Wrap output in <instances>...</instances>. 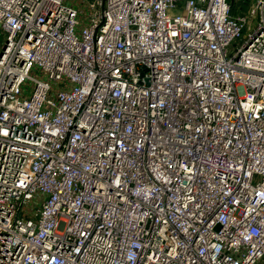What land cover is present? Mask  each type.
<instances>
[{"label": "built area", "instance_id": "2783aa9c", "mask_svg": "<svg viewBox=\"0 0 264 264\" xmlns=\"http://www.w3.org/2000/svg\"><path fill=\"white\" fill-rule=\"evenodd\" d=\"M231 1L0 0V264H264V0Z\"/></svg>", "mask_w": 264, "mask_h": 264}, {"label": "rangeland", "instance_id": "374dc122", "mask_svg": "<svg viewBox=\"0 0 264 264\" xmlns=\"http://www.w3.org/2000/svg\"><path fill=\"white\" fill-rule=\"evenodd\" d=\"M232 3V10H233V12H234V14H238V12H237V10H236V4H235V1L233 0V1H231ZM240 12V11H239ZM240 13H242V12H240ZM4 42V37H3V34H2V32L0 31V48H1V46H2V43Z\"/></svg>", "mask_w": 264, "mask_h": 264}, {"label": "water", "instance_id": "95a60500", "mask_svg": "<svg viewBox=\"0 0 264 264\" xmlns=\"http://www.w3.org/2000/svg\"><path fill=\"white\" fill-rule=\"evenodd\" d=\"M3 47H5V41L2 43V46H1V48H0V54H1V49H2Z\"/></svg>", "mask_w": 264, "mask_h": 264}]
</instances>
